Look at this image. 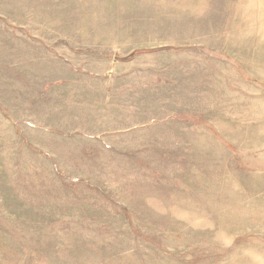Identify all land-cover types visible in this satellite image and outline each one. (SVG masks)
<instances>
[{
  "label": "rangeland",
  "instance_id": "1",
  "mask_svg": "<svg viewBox=\"0 0 264 264\" xmlns=\"http://www.w3.org/2000/svg\"><path fill=\"white\" fill-rule=\"evenodd\" d=\"M0 264H264V0H0Z\"/></svg>",
  "mask_w": 264,
  "mask_h": 264
}]
</instances>
